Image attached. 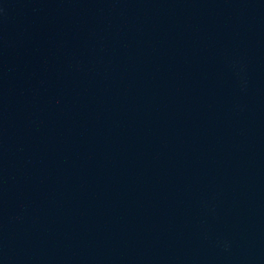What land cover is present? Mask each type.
<instances>
[{
    "label": "water",
    "instance_id": "1",
    "mask_svg": "<svg viewBox=\"0 0 264 264\" xmlns=\"http://www.w3.org/2000/svg\"><path fill=\"white\" fill-rule=\"evenodd\" d=\"M0 264H264V0H0Z\"/></svg>",
    "mask_w": 264,
    "mask_h": 264
}]
</instances>
